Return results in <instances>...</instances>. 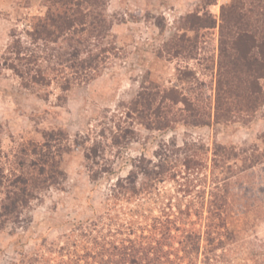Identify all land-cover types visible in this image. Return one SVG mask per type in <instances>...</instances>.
I'll return each instance as SVG.
<instances>
[{"label":"rangeland","instance_id":"rangeland-1","mask_svg":"<svg viewBox=\"0 0 264 264\" xmlns=\"http://www.w3.org/2000/svg\"><path fill=\"white\" fill-rule=\"evenodd\" d=\"M45 1L0 0V264L76 255L84 264L92 241L128 239L152 246L147 254L159 260L148 264H264V78L232 48L237 19L263 0H80L104 9L114 43L96 79L67 93L58 81L25 87L14 60L4 66L13 35L29 42ZM144 88L159 92L154 124L128 109ZM167 93L180 102L162 103ZM126 129L135 140L113 146ZM94 142L108 147L88 160ZM164 144L182 149L171 155L175 180L114 206L110 189L133 159L157 161ZM185 144L199 164L191 172L176 163L189 154ZM104 163L111 172H100Z\"/></svg>","mask_w":264,"mask_h":264},{"label":"trees","instance_id":"trees-1","mask_svg":"<svg viewBox=\"0 0 264 264\" xmlns=\"http://www.w3.org/2000/svg\"><path fill=\"white\" fill-rule=\"evenodd\" d=\"M203 1H208L207 5H212L214 0ZM260 3L261 5L257 9L254 8L237 19L234 26L238 30L237 38L232 47L240 53L241 60L244 63L250 62L251 69H249L257 81L264 78V0ZM45 5L48 9L47 14L44 17L33 19L31 30L26 32L28 39H30L29 42L23 41L19 35H13V42L8 46L4 55L6 56L4 66H8L9 62L14 60V63L9 64V66L24 81L25 87H31V85L50 86L51 81H58L61 92L67 93L73 85L93 81L100 73V68L108 58V53L111 52L114 43L112 41L114 36L111 33L112 22L108 19L104 9L101 8V11H98L99 8L96 2L50 0L45 1ZM237 11L232 12V21L236 18ZM191 18L192 16H187L184 20L190 21ZM223 23H227V20H223ZM105 42H109L110 49H107L108 47L102 48ZM39 50L42 52L41 56H38ZM149 91L152 92L151 88H144V92L132 102L131 107L128 109L132 113L143 115L142 118L140 117L142 120L149 117L154 118L151 121L154 124L158 115L155 111V103H157L155 97L159 92L153 95V92L150 93ZM169 93H167L168 95L165 96L162 103L168 100L177 105L180 101L169 95ZM258 93L261 94L260 91ZM140 109L142 110L140 111ZM158 110L160 111L159 108ZM128 114L131 116L130 113ZM198 122L192 123V125L203 126L207 124L204 121ZM170 124L171 122L162 123V127L159 129L170 128ZM135 136L136 134L131 129L123 130L120 134L114 135L115 142H113V146H121L119 145L121 142L123 144L121 140H125V144H130L131 140H135ZM189 145L185 144L189 154L184 155L183 159L177 157L176 163L183 160L186 170L191 172L199 164L194 161L197 155ZM192 145L195 147L196 143H192ZM107 147L100 142H94L87 149L86 156L88 160L92 157H95L96 160L104 158ZM169 147H171V144H164L162 151H158L156 154L157 161L147 160L143 155L140 158L133 159L132 170L126 177L117 180L111 187L107 199L114 201L113 205L117 206L124 199L134 200L141 196L143 192L150 193L156 188L157 183L168 179L175 180L177 172L171 171L173 168L171 155L182 149L179 148L181 150L176 151V149ZM93 164L99 166L100 163L97 161ZM110 168V164L104 163L100 167V172H111ZM93 172L92 179H95L100 173L99 171ZM28 181H32V179ZM35 188L37 187L35 186ZM214 196L218 198L216 195ZM225 196V198H228L227 195ZM18 202L19 199L16 198L13 205L16 206ZM218 205L221 204L214 203L215 207H218ZM136 213L139 212L136 211ZM247 213L243 212L245 215ZM227 232L231 233L229 228ZM71 236L76 235L73 233ZM231 238L232 235L228 239L232 240ZM93 245L95 246L94 252L84 253V257L91 259L92 262L86 261L84 264H148L159 260V258L153 260L147 254L152 246L145 248L144 244L137 239H128L118 244H109L105 241L102 243L94 240L92 241ZM83 248L88 250L87 246L86 249ZM260 248H264V246H260ZM81 257L76 255L75 261L69 259L65 264H72L76 261L80 264ZM144 257L147 259H144ZM147 260L150 261L147 262ZM256 264H260V261H257Z\"/></svg>","mask_w":264,"mask_h":264}]
</instances>
